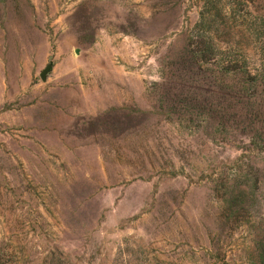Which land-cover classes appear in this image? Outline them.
<instances>
[{
	"label": "rangeland",
	"instance_id": "374dc122",
	"mask_svg": "<svg viewBox=\"0 0 264 264\" xmlns=\"http://www.w3.org/2000/svg\"><path fill=\"white\" fill-rule=\"evenodd\" d=\"M201 7L0 0L3 264H262L264 151L155 109Z\"/></svg>",
	"mask_w": 264,
	"mask_h": 264
},
{
	"label": "trees",
	"instance_id": "16d2710c",
	"mask_svg": "<svg viewBox=\"0 0 264 264\" xmlns=\"http://www.w3.org/2000/svg\"><path fill=\"white\" fill-rule=\"evenodd\" d=\"M200 2L199 21L156 85L155 109L168 122H213L216 132L264 151V0ZM261 257L264 264V248Z\"/></svg>",
	"mask_w": 264,
	"mask_h": 264
},
{
	"label": "water",
	"instance_id": "95a60500",
	"mask_svg": "<svg viewBox=\"0 0 264 264\" xmlns=\"http://www.w3.org/2000/svg\"><path fill=\"white\" fill-rule=\"evenodd\" d=\"M53 68H54V64L52 62H50L47 65V67L41 72L40 78L44 83L48 81V78H49L51 72L53 71Z\"/></svg>",
	"mask_w": 264,
	"mask_h": 264
},
{
	"label": "clouds",
	"instance_id": "9594fccd",
	"mask_svg": "<svg viewBox=\"0 0 264 264\" xmlns=\"http://www.w3.org/2000/svg\"><path fill=\"white\" fill-rule=\"evenodd\" d=\"M104 30H101V32H103Z\"/></svg>",
	"mask_w": 264,
	"mask_h": 264
}]
</instances>
